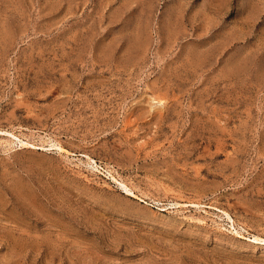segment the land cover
<instances>
[{
  "label": "rangeland",
  "instance_id": "rangeland-1",
  "mask_svg": "<svg viewBox=\"0 0 264 264\" xmlns=\"http://www.w3.org/2000/svg\"><path fill=\"white\" fill-rule=\"evenodd\" d=\"M0 264H264V0H0Z\"/></svg>",
  "mask_w": 264,
  "mask_h": 264
}]
</instances>
